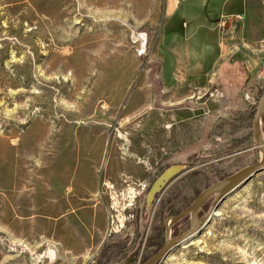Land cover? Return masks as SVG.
<instances>
[{
    "label": "rangeland",
    "instance_id": "rangeland-1",
    "mask_svg": "<svg viewBox=\"0 0 264 264\" xmlns=\"http://www.w3.org/2000/svg\"><path fill=\"white\" fill-rule=\"evenodd\" d=\"M175 4L0 0V264L113 262L114 246L138 231L146 189L166 166L185 170L148 211L147 234L154 210L169 203L183 211L259 159L254 138L245 139L264 92V53L254 69L238 65L224 80L218 71L204 98L188 91L191 98L175 103L164 90L160 48ZM253 8L223 34L244 30L250 38L252 25L263 33L264 0ZM256 70L254 81L231 76ZM240 110L249 111L237 128L209 140L219 114ZM58 185L61 214L75 216L72 233L64 215L56 219L57 210L40 204ZM219 203L212 196L200 210L209 215L205 225L158 264H264V170Z\"/></svg>",
    "mask_w": 264,
    "mask_h": 264
},
{
    "label": "crops",
    "instance_id": "crops-1",
    "mask_svg": "<svg viewBox=\"0 0 264 264\" xmlns=\"http://www.w3.org/2000/svg\"><path fill=\"white\" fill-rule=\"evenodd\" d=\"M253 11V0H176L162 25L160 41L164 90L173 91L175 103L191 98L189 92H193V99L195 95L204 98L211 83L218 81L219 76V79L224 80L227 73L232 68H238V65L245 69H254L259 65L264 45L258 48L257 41L262 36L264 38V32L258 33L253 25L250 38H247L244 30L225 34L222 31L225 25L235 21L237 15H244L245 23ZM251 72L246 71L245 75L233 73L231 76L234 79V75H240L243 79L252 78V81L256 76L259 78L256 74L259 70L252 76L249 75ZM56 187L46 196L55 197L56 200L52 199L45 203L44 197L40 204H43L42 207L46 211L49 210V214H54L57 210L56 219H62L64 215L63 217L67 218L65 228L69 232L75 216L71 212L61 214L60 194L63 190L59 185ZM80 216L86 217L84 220L87 224H94L97 221L93 212L89 213L87 210L84 216L82 214ZM62 223L61 221L60 224ZM71 247L74 248L73 245Z\"/></svg>",
    "mask_w": 264,
    "mask_h": 264
},
{
    "label": "water",
    "instance_id": "water-1",
    "mask_svg": "<svg viewBox=\"0 0 264 264\" xmlns=\"http://www.w3.org/2000/svg\"><path fill=\"white\" fill-rule=\"evenodd\" d=\"M257 108L255 110V114L253 117V136L254 140L258 145V149L261 152L259 159L256 163L251 165H247L246 167L241 168V170L227 176L222 180H219L213 183L211 186L207 187L203 191H201L196 200L185 210H183L179 215L170 216L166 221V229H168V237L166 241V245L155 255H153L150 260H148L144 264H156L163 260V258L168 254V252L178 244L183 243L184 241L189 240L200 231V229L205 225L209 215H205L199 218L198 211L207 203L212 196L215 195L216 201L220 203L227 198V195L234 191L236 188L242 186L243 183L248 182L254 175L258 172L264 170V135L262 133V123H263V115H264V92L262 93L258 103ZM185 170L184 165H171L166 168L152 183L150 190L147 193L146 199L148 205H151L154 200V196L163 191L170 180L174 177L178 176ZM219 203V204H220ZM190 215L191 216V225L190 229L184 232L182 235L170 239V232L172 225L182 220L184 217Z\"/></svg>",
    "mask_w": 264,
    "mask_h": 264
},
{
    "label": "flooded vegetation",
    "instance_id": "flooded-vegetation-1",
    "mask_svg": "<svg viewBox=\"0 0 264 264\" xmlns=\"http://www.w3.org/2000/svg\"><path fill=\"white\" fill-rule=\"evenodd\" d=\"M167 167L169 166H166V168ZM166 168L164 170H166ZM176 177H174L173 179H175ZM155 179H153L150 185H148V188L146 189L147 191L146 196ZM172 180L168 182L167 186L171 184L170 182ZM166 189L167 187L164 190ZM163 191L157 193L154 196L153 198L154 200L152 201L151 205H148L147 199L145 196V199H146L145 205L140 206L136 213L137 224H139V226L137 225L138 231L134 233L132 238L128 239L129 241L127 242V245L116 244L114 246L113 248L114 252L111 258L113 262H108V264H144L148 260H150V258H152L153 255L159 252L166 245L165 243L168 237V229H166V221L170 216L179 215L182 212V211L174 209L175 205L173 206L168 203L166 207L158 208V210L157 209L154 210L152 214L154 215L155 220H153L152 225L150 227L151 231L148 234L143 231L144 229H147V226H148L147 224L150 218V212L148 211H150L152 206L155 204V201L157 200L156 198ZM198 213H199L198 215L199 218H201L200 210L198 211ZM156 223H157V226H156ZM190 225H191L190 215L184 217L180 221L175 222L171 227L170 239H174L182 235L184 232L188 231L190 229L189 228Z\"/></svg>",
    "mask_w": 264,
    "mask_h": 264
},
{
    "label": "trees",
    "instance_id": "trees-1",
    "mask_svg": "<svg viewBox=\"0 0 264 264\" xmlns=\"http://www.w3.org/2000/svg\"><path fill=\"white\" fill-rule=\"evenodd\" d=\"M248 111L240 110L239 112H225L222 114H219L218 119L214 120L207 136L210 138L209 140L215 139L214 135L217 133H223L226 129L229 132H232L235 128L238 127V124H240L242 117L248 115ZM223 131V132H222ZM216 134V135H217ZM254 138L253 133H250L247 135L245 140H251Z\"/></svg>",
    "mask_w": 264,
    "mask_h": 264
}]
</instances>
